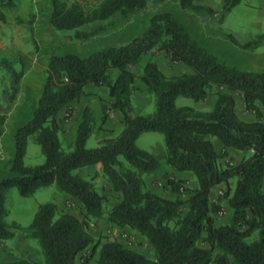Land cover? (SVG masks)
<instances>
[{
	"label": "trees",
	"instance_id": "trees-1",
	"mask_svg": "<svg viewBox=\"0 0 264 264\" xmlns=\"http://www.w3.org/2000/svg\"><path fill=\"white\" fill-rule=\"evenodd\" d=\"M162 1L166 0H99L84 7L78 0H50L49 22L63 40L84 41L114 29L151 3ZM170 1L198 15L203 24L212 20L213 8L200 0ZM241 1L222 0L220 19ZM35 17L32 11L27 20L31 34ZM226 35L242 49L257 47L264 39L261 34L242 43L232 34ZM34 42L38 51V43ZM159 52L188 71L163 73L154 59ZM19 57L20 69L10 66V80L2 88L0 146L7 120L5 110L14 102L25 71L26 56ZM135 67L140 68L139 72L134 71ZM136 78L155 94V110L150 115L130 114ZM87 84L108 89L109 102L102 104L103 117L109 108L117 109L123 116V127L118 134L104 137L98 146L86 147L93 128L85 107L73 148L65 151L57 115L86 94ZM234 92L255 119L239 116ZM178 97L196 103L211 101V106H177ZM148 131L163 133L162 158L136 145L138 136ZM31 135L41 147L44 162L26 166L23 160ZM12 136L9 173L0 179V245L17 233L37 238L42 264H77L78 257L87 250L89 256L82 264H88L89 257L95 264H264V70L241 69L220 61L190 35L173 12L155 13L144 31L123 43L85 55L52 52L36 107ZM230 150L245 154L235 162ZM161 166L190 172L196 187L185 188L184 180L168 178L167 185L175 197L148 189L144 175L153 174ZM84 168L97 170L87 179L76 171ZM95 176L102 177L118 193L107 211L105 195L92 182ZM221 183L227 189L220 198L230 207L226 223H217L216 214L222 211V205L211 201L210 196ZM51 184L80 205L81 216L59 211L56 203L47 202L39 205L27 226L6 221L4 200L8 189L16 187L21 195L29 196ZM183 190L185 197L181 196ZM103 217L111 225L129 228L146 238L153 257L117 239H95L90 224ZM254 234L256 237L247 241ZM199 241L208 246L198 245ZM0 264L35 263L21 257Z\"/></svg>",
	"mask_w": 264,
	"mask_h": 264
},
{
	"label": "rangeland",
	"instance_id": "rangeland-1",
	"mask_svg": "<svg viewBox=\"0 0 264 264\" xmlns=\"http://www.w3.org/2000/svg\"><path fill=\"white\" fill-rule=\"evenodd\" d=\"M78 1H80L84 7L93 6L99 2V0ZM202 1L206 2V4L211 6L214 10L212 20L209 21V24H203L198 15L191 11L181 10L176 3L169 2L165 7V1L159 3L155 2L151 3L147 9L135 12L129 17L128 21L122 27V30L126 31L124 38L122 40H116L115 44L126 42L133 35L144 31L149 24L150 17L166 8L171 12L174 11L173 13L178 21L186 26L190 35L209 52L216 55L220 61H225L227 64L235 65L241 69H250L254 71L264 70V61L261 59L264 57V39L257 47L242 49L233 44L226 35L232 34L238 42L243 43L258 35L264 34V0H242L230 11L225 13L223 19L219 17L222 9V0H201V2ZM7 2L8 0L3 1L2 12L4 19L0 18V42L2 46H5L3 45L4 43L7 44L12 42V44H8L5 48L3 47L0 49V113L4 112V109L1 108L3 107L2 88L4 83L7 84L10 80L11 67L15 70H19L21 66L20 55L26 56L25 62L29 57L34 58V55L40 51V43L35 31L31 34V30L29 29L30 26L27 23L30 13L32 11L36 13L34 0H12L11 4ZM18 25L21 27H18ZM120 31L121 27L117 32L119 33ZM34 40L38 43V51L35 49ZM106 40L107 38L100 43L102 46H100L99 49L105 46L103 43H105ZM83 47L84 45H82V43L76 42L74 47L72 45V48L78 52H70L82 55L91 53L84 50ZM154 59L157 61L161 71L167 75L188 71V68L184 65L171 63L164 52H159ZM4 60L7 62H4ZM139 69V67H135L134 71L137 73ZM106 90L108 94V89L106 88ZM41 91L42 87L38 93L41 94ZM234 95L237 100L236 110L238 109L239 113L244 115L246 110L244 109L241 97L237 92H234ZM102 102L108 103L109 95L106 99H102ZM155 102V94L149 92L145 88L140 78H136L131 92L130 114L133 116L150 115L155 110ZM175 104L177 106L190 105L201 109H208L211 106V101L196 103L190 98L178 97ZM31 107L32 103L27 102L23 110L27 111ZM88 109L89 120L93 129L86 140V147H96L104 137L116 135L122 130L123 116L119 110H115V116H111L107 112V116L104 118L101 108L95 106L94 108L88 107ZM9 110V107L5 110L7 120L4 124L0 146V179L7 176L9 173L7 162L10 158L12 149V135L17 128L15 123H21L19 120L10 122L11 118L8 120V117L13 114L12 109ZM66 113H69V110H67ZM81 118L82 115L80 117L78 116V118L72 122V124L75 125L72 137L76 135L77 126ZM68 119L69 116L64 114L62 117L63 122H67ZM59 137L61 146L65 151H69L73 148V144L71 145V138H66L61 128ZM136 145L149 151L157 158H162L165 153L164 135L161 132L148 131L141 133L136 140ZM23 162L26 166H35L44 162V155L40 145L35 141L34 135L29 137ZM96 168L99 169L100 165H97ZM96 170L93 168H84L76 171L85 178L90 179ZM168 178L179 179L175 173L169 171L166 166H161L153 174L144 175L146 187L163 196H170V194L175 195L167 185ZM92 180L94 187L106 197L104 208L105 211H107L110 206L116 202L118 193L114 192L102 177L95 176ZM185 183L186 181L184 180V184H182L183 187H185ZM224 191L225 189H222V193L216 192V195L212 198H220ZM181 196H186L184 190ZM47 202L56 203L59 211H69L81 216L82 208L80 205L73 200V198L60 192L55 184H51L38 188L29 196L21 195L16 187L8 189L4 200V207L8 211L5 219L8 223L17 222L21 226H27L38 210L39 205ZM223 211H225L224 215H226L227 212L225 208H222V213ZM90 231L95 239H117L124 245L140 246L144 254L153 257V249L146 238L129 228H119L109 224L105 217L92 221L90 224ZM254 237H256V234L249 237L247 241H250ZM89 253L90 251L88 250L82 253L78 257L77 264H82L84 260L88 258ZM21 257L28 258L35 264H42L43 258L37 238L31 237L28 234L17 233L13 238L6 239L0 245V262L13 261ZM88 264H95L94 258L89 257Z\"/></svg>",
	"mask_w": 264,
	"mask_h": 264
},
{
	"label": "crops",
	"instance_id": "crops-1",
	"mask_svg": "<svg viewBox=\"0 0 264 264\" xmlns=\"http://www.w3.org/2000/svg\"><path fill=\"white\" fill-rule=\"evenodd\" d=\"M35 2V9H36V17L33 23V28L35 31V34L39 40L40 43V51L34 55V58H27L25 61V71H24V75L21 77L20 82H19V91L18 94L14 100V102L12 103V105L9 107L10 110L12 109V116L8 117V120L10 119L11 121L16 122V120H19L21 123H15L18 126H20L23 122H25L32 110L36 107L38 98L40 96V94L38 92H40L44 78H45V69L49 63V58H50V54L54 51V52H58V53H66L68 51H76L72 48V45L74 47V44L76 42L78 43H82V45H84V50H87L89 52H93L99 49L100 43L103 42L105 40V38H107L106 42L103 43V45L108 46V45H113L115 44L116 40H122L126 34V31L122 30L124 24L128 21L129 17L132 16L134 13L130 14L121 25L115 27L114 29L110 30V31H106L103 32L97 36H94L90 39L84 40V41H80V40H69V41H65L62 38V35L59 31L55 30L53 28V26L50 24L49 22V17H50V0H34ZM172 2L170 0H166L165 1V7L167 6V3ZM201 4H206V2L201 0L199 1ZM208 5V4H206ZM165 10H169L166 9ZM162 10V11H165ZM170 11V10H169ZM174 12V11H172ZM24 22V21H23ZM22 23V22H21ZM21 25V24H20ZM20 25H18V27H21ZM121 27V31L118 33L117 31L120 30ZM17 29V28H16ZM116 31V32H114ZM107 33V34H106ZM104 39V40H103ZM10 45L12 44V42L9 43H4L3 45ZM72 44V45H71ZM71 45V46H70ZM5 46H2L1 42H0V49L1 48H5ZM103 46V47H105ZM101 47V48H103ZM78 52V51H76ZM264 61V57L261 58ZM85 91L86 94L83 95L79 100H75L72 101L68 106L64 107L63 109H61V111H59L57 117L59 119V127L61 128V130L63 131L64 136L67 138H71L72 142L71 145L73 144V140H74V136L72 137V132L75 130V125L72 124V122L78 118V116L80 117L83 114V111L85 109V107H90V108H94L95 106L97 108H101L102 109V99H106L108 94H107V90L105 88V86H95L93 84H87L85 86ZM35 97V100H34ZM27 102H31L32 103V107L30 109L23 110V107L26 106ZM237 107V105H236ZM9 110V111H10ZM69 110L70 112V116L67 122H63L62 117L64 114H67L66 111ZM116 109H110L108 110V113L111 116H115L116 115ZM237 113L239 114V116L245 120H253L254 115L249 112V111H245L244 115H241L237 109ZM25 116V117H24ZM24 117V118H22ZM65 123V124H62ZM71 135V136H69ZM2 141V139H1ZM217 141V140H215ZM218 145V143H217ZM245 154V152H238V151H234V150H230V155L234 158L235 162H238L241 157ZM166 168L171 171L174 172L175 175L177 176V178L185 180V187H189V188H195L197 185V181L195 180V177L190 173V172H179L177 170H175L173 167L171 166H166ZM162 169V168H161ZM234 183V180L232 179L230 181L231 187ZM222 189H227V186L225 183H221L219 185H217L212 191H211V201H216L219 202L222 205V208L226 209V215H224L225 211H222L218 214H216V220L217 223H226L229 221V216H230V207L227 204V201L225 199L222 198H212L216 195V192L218 193H222ZM153 191V190H152ZM263 191H264V179H263ZM161 195V194H160ZM167 196V195H166ZM170 198L175 197V195H171L167 196ZM142 239V238H140ZM198 245L200 246H204L207 247L208 245L204 242H198ZM128 246V245H127ZM132 249L139 251V252H143L142 248H140V246H129Z\"/></svg>",
	"mask_w": 264,
	"mask_h": 264
}]
</instances>
